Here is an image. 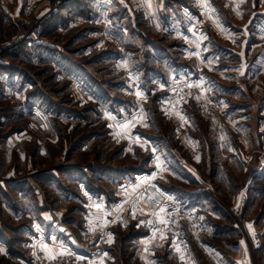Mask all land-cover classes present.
Masks as SVG:
<instances>
[{"label": "rangeland", "instance_id": "1", "mask_svg": "<svg viewBox=\"0 0 264 264\" xmlns=\"http://www.w3.org/2000/svg\"><path fill=\"white\" fill-rule=\"evenodd\" d=\"M38 224L94 264H264V0H0V264L52 257Z\"/></svg>", "mask_w": 264, "mask_h": 264}, {"label": "built area", "instance_id": "2", "mask_svg": "<svg viewBox=\"0 0 264 264\" xmlns=\"http://www.w3.org/2000/svg\"><path fill=\"white\" fill-rule=\"evenodd\" d=\"M56 13L57 11L54 9L30 22L18 20L17 24L20 29L17 36L18 41L21 44L26 43L28 45L41 43V33L44 26L53 19ZM146 194L148 202L154 209H162L164 211L165 228L172 234L173 240L182 242L181 223L183 222L188 225L194 236L198 237L200 235L202 223L198 219L196 210L192 209L187 202L152 184L146 186ZM65 262L69 264H94L93 256H79L70 252L49 257L40 251L35 258L36 264H64Z\"/></svg>", "mask_w": 264, "mask_h": 264}, {"label": "crops", "instance_id": "3", "mask_svg": "<svg viewBox=\"0 0 264 264\" xmlns=\"http://www.w3.org/2000/svg\"><path fill=\"white\" fill-rule=\"evenodd\" d=\"M45 3L48 4L47 1H45ZM46 6H49V5H46ZM6 76H7V74L4 73L1 76V78L2 77H6ZM162 160L163 159H161V161ZM177 160H179V158H177ZM162 165H164L166 167V169L169 168L170 171L173 170L172 166H171L172 165L171 164V159L168 160L166 163L162 162V164H160V166H162ZM179 166H183V167L186 168V166H185V164H183V162H180ZM166 191L169 192L170 190H166ZM177 192L178 191L172 190L171 194L175 195V194H177ZM44 224H47V223H44ZM33 231L34 232H30V231L26 232L25 235H27V236H24V235L19 236V240L23 239V237H25L27 239V245L28 246H35V247H37V249L38 248L43 249L46 253H48L49 255H52V256L58 255V254H61V253H64V252L68 251L69 247L67 245H65L61 239H58L57 237L55 238L54 236H51V239L49 240V239H47L45 237V235L43 233L44 231H43V228H42V224L41 225H39V224L38 225H34L33 226ZM37 232H38V234H37ZM12 240H13V238L11 236H9L7 233H2V231H1L0 232V252L1 251L5 252L8 249V247H11V243L10 242ZM5 253L4 254L7 257L10 256V254H11L9 252H5ZM12 259H15V258H12ZM17 259H19V258H17Z\"/></svg>", "mask_w": 264, "mask_h": 264}]
</instances>
